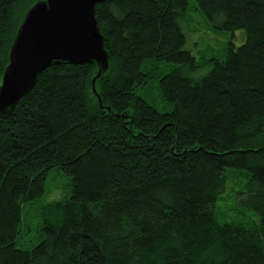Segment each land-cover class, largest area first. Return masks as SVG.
Returning a JSON list of instances; mask_svg holds the SVG:
<instances>
[{"label": "trees", "instance_id": "obj_1", "mask_svg": "<svg viewBox=\"0 0 264 264\" xmlns=\"http://www.w3.org/2000/svg\"><path fill=\"white\" fill-rule=\"evenodd\" d=\"M38 1L0 0V78ZM191 1L214 30L244 35L203 76L189 0H107L94 9L108 55L94 93V64L53 66L0 118V264H264V0ZM151 62L177 66L155 81L168 113L137 95ZM56 170L70 194L17 249L22 209ZM229 170L245 173L237 205L258 224L216 215Z\"/></svg>", "mask_w": 264, "mask_h": 264}, {"label": "water", "instance_id": "obj_2", "mask_svg": "<svg viewBox=\"0 0 264 264\" xmlns=\"http://www.w3.org/2000/svg\"><path fill=\"white\" fill-rule=\"evenodd\" d=\"M105 1L40 0L26 11L0 78V118L13 110L43 71L53 66L94 64V93L95 81L108 68L104 39L94 18L96 5Z\"/></svg>", "mask_w": 264, "mask_h": 264}, {"label": "rangeland", "instance_id": "obj_3", "mask_svg": "<svg viewBox=\"0 0 264 264\" xmlns=\"http://www.w3.org/2000/svg\"><path fill=\"white\" fill-rule=\"evenodd\" d=\"M194 3L189 0L187 7V17L189 18L188 28L189 38L188 47L193 49L190 51L198 67L195 77H201L209 70L210 60H222L224 52L229 44L238 47L244 43V35L241 31L233 34L228 32L216 31L209 26L203 16L198 12H194ZM243 41L240 42L241 36ZM194 43V44H193ZM187 49V48H186ZM155 69L154 80L149 81V84L137 91V95L144 99L148 104L155 108L160 113H168L172 110V105L161 100L155 88V81L158 76H162L171 72L177 66L174 64H163L151 62L147 65L148 69ZM228 178L225 194L219 199L216 210V215L222 220L224 217L231 220H252L258 224L259 218L252 212L238 206L241 197L240 193L244 192L246 186V177L244 172L229 170L226 173ZM70 180L61 171L50 172L44 184L43 195L34 201L31 205H25L21 213V232L15 243V247L21 250H29L41 240L40 229L42 227V208L48 204L63 200L70 194ZM220 212L222 213L220 215Z\"/></svg>", "mask_w": 264, "mask_h": 264}]
</instances>
